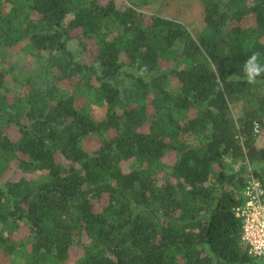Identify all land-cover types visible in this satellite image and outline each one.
<instances>
[{
    "label": "trees",
    "instance_id": "1",
    "mask_svg": "<svg viewBox=\"0 0 264 264\" xmlns=\"http://www.w3.org/2000/svg\"><path fill=\"white\" fill-rule=\"evenodd\" d=\"M127 1L0 0V264H264L234 213L264 186V0H201L194 32Z\"/></svg>",
    "mask_w": 264,
    "mask_h": 264
},
{
    "label": "rangeland",
    "instance_id": "2",
    "mask_svg": "<svg viewBox=\"0 0 264 264\" xmlns=\"http://www.w3.org/2000/svg\"><path fill=\"white\" fill-rule=\"evenodd\" d=\"M119 5H131L127 0H117ZM148 16L158 15L167 19L178 21L184 24L191 32L202 26L203 5L201 0H153L151 6L142 9ZM4 68L7 70L8 81L11 82L10 90L14 95L22 94V87L12 82V75L20 77H28L34 75L37 71V62L28 55H25L17 49H10L2 56ZM11 67V68H10ZM257 146L264 147V129H261L257 136ZM230 172H236L244 166L240 159H227ZM128 167L127 164L124 165ZM248 177L253 168L247 167ZM34 178V177H33ZM237 190V189H236ZM243 189L240 191L242 194ZM22 235L26 236V230L22 231Z\"/></svg>",
    "mask_w": 264,
    "mask_h": 264
},
{
    "label": "built area",
    "instance_id": "3",
    "mask_svg": "<svg viewBox=\"0 0 264 264\" xmlns=\"http://www.w3.org/2000/svg\"><path fill=\"white\" fill-rule=\"evenodd\" d=\"M234 213L241 220L242 241L247 246L248 254L264 259V186L252 172L243 188L241 202L234 207Z\"/></svg>",
    "mask_w": 264,
    "mask_h": 264
},
{
    "label": "clouds",
    "instance_id": "4",
    "mask_svg": "<svg viewBox=\"0 0 264 264\" xmlns=\"http://www.w3.org/2000/svg\"><path fill=\"white\" fill-rule=\"evenodd\" d=\"M242 71L243 78L248 84L256 85L260 82V78L264 77V63L261 62V54L259 52H253L244 61ZM231 78H229V81Z\"/></svg>",
    "mask_w": 264,
    "mask_h": 264
}]
</instances>
